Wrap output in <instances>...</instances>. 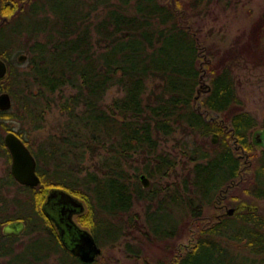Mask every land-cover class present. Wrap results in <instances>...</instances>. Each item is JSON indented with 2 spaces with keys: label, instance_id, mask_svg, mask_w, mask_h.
Wrapping results in <instances>:
<instances>
[{
  "label": "trees",
  "instance_id": "trees-1",
  "mask_svg": "<svg viewBox=\"0 0 264 264\" xmlns=\"http://www.w3.org/2000/svg\"><path fill=\"white\" fill-rule=\"evenodd\" d=\"M202 4L204 0L0 2V14L10 16L0 25V57L7 64L0 91L12 97L11 107L0 109V155L11 159L3 141L4 132L13 129L8 119L40 127L51 104L66 116L60 134L33 150L40 176L37 185L19 183L9 170L0 176V192L5 185L17 184L29 192L20 205L31 208L29 213L22 208L14 215L0 214V225L23 219L25 232H35L19 246L14 243L17 235L5 234L0 227V264H104L97 258L82 261L62 246L42 209L51 185L84 199L88 209L79 219L101 246L129 237L124 247L134 256L145 255L144 244L167 252L150 258L151 264H236L238 258L256 264L255 258L234 251L224 239H245L242 244L248 253L264 255L262 212L236 211L221 220L204 224L201 220L202 208L214 207L219 190L228 183L233 187L244 182L247 194L264 198V149L255 153L257 143L250 137L258 121L240 106L232 70L243 56L236 52L242 48L221 52L205 45L201 27L192 19L201 13ZM17 24H21L18 31ZM21 35L25 39L16 50L25 51L27 57L19 62L10 56L9 46ZM263 38L264 8L253 20L243 48L252 56L262 54ZM206 72L210 88L195 98ZM111 86L122 93L104 103ZM68 87L71 90L64 92ZM208 113H221L222 119L217 122L213 118L217 115L208 118ZM15 131L31 147L23 133ZM175 132L193 136L191 142L178 139L184 162L193 164L180 181L163 186L153 181L144 187L136 171L162 178L176 170L177 153L161 147V141ZM214 132L221 139L211 144L206 136ZM235 142L253 157L249 153L246 161L240 157ZM96 155L95 168L84 169L86 157ZM133 160L142 166L133 165ZM246 169L251 171L249 177H244ZM136 201L145 203L144 221L131 211ZM172 201H181L184 215L199 225L197 240L184 253H173L176 225L161 228L153 221ZM56 252L60 255L50 261ZM260 261L264 264V256Z\"/></svg>",
  "mask_w": 264,
  "mask_h": 264
},
{
  "label": "rangeland",
  "instance_id": "rangeland-1",
  "mask_svg": "<svg viewBox=\"0 0 264 264\" xmlns=\"http://www.w3.org/2000/svg\"><path fill=\"white\" fill-rule=\"evenodd\" d=\"M3 0H0L2 2ZM264 8V0H204V5L201 6V13L198 16H193L192 19H195L200 25V34L201 37L205 40V45L212 46L213 48H219L221 52H223L226 48L233 47L236 49H241L236 51L237 53H242L243 56L239 57L236 62L233 64L232 70L234 75V80L236 84V90L241 100L240 106L249 111L252 115L257 118V125L251 130V136L256 133V131L262 130L260 126L264 122V53H257V56H252L248 54V50L243 48L244 42L248 37V32L251 27V24L255 18L259 16L261 11ZM0 14V25L10 20V16L1 12ZM21 27V24H17L14 26L16 31H18ZM24 34V33H23ZM25 39V35L17 36L14 38V41L10 43L11 53L10 56L17 60V55L20 51L16 50V47ZM262 47L264 48V38L262 42ZM264 52V49H263ZM205 57H208L207 55ZM18 61V60H17ZM20 62V61H19ZM22 62V61H21ZM22 66V65H21ZM205 73L206 68H203ZM207 74V72H206ZM203 74V78L201 82L209 83V73ZM200 82V85H201ZM151 84V82H150ZM199 85V86H200ZM71 88H65L64 92H69ZM122 92L116 87L111 86L104 95V103H107L111 100L112 97L121 94ZM202 93H205L202 91ZM200 110H202L200 108ZM207 117L216 118V121L219 122L222 119L221 113L206 114ZM66 116L60 112V109L57 105L51 104V107L47 108L45 111V116L43 118V124L40 127H32V124L29 121H21L19 119H8L7 122L11 124L13 130H20L23 133V136L27 139L29 144V149L35 156L33 150H37L38 146L42 143H46L50 136H56L60 134L61 123L65 120ZM5 133V132H4ZM213 133H210L206 136L207 140L211 142V136ZM250 136V137H251ZM184 137V138H183ZM192 135H186L179 132H175L174 135H171L161 141V147L165 150H170L172 153H177V166L176 170L171 175L163 176L162 178L151 177L150 183L155 181L158 185H165L167 182L172 181H180L183 177V174L187 171V169L193 164L192 161L184 162L186 156L180 153V143L182 140L189 139L191 142ZM198 140L203 141L204 138L197 137ZM221 139V136H218V141ZM214 144V143H213ZM259 144V143H258ZM260 145V144H259ZM257 145L255 147V153H258L262 146ZM262 145V144H261ZM264 146V143H263ZM185 152V149H184ZM241 153L240 150L237 151ZM249 151V158L250 156ZM97 158V155L93 158L89 156L86 157L84 161V169H94V162ZM245 158H247L245 156ZM248 158V159H249ZM10 161H8L5 156L0 155V176L6 174V172L10 171ZM133 165L142 166L139 160H133ZM76 168V167H75ZM131 172L135 169L133 166L128 167ZM65 171V167L62 168ZM62 171V170H61ZM63 172V171H62ZM85 171H82L84 173ZM137 173L143 171H136ZM146 173V172H145ZM251 174L250 169H246L244 171V177H249ZM139 182L141 183L140 179ZM244 184V182H242ZM243 184H237L231 187L226 193L227 197L225 200L229 203V207H234L236 203H239L238 208H242L245 205L255 206L257 210L264 214V198H253L249 194H247L244 190ZM150 185V184H149ZM17 184H8L3 187L0 192V214L2 215H14L20 209L22 211L29 213L31 208L28 204L20 205V202L23 201L26 197L29 196L28 191L21 190ZM3 197V201L1 200ZM80 197V196H79ZM83 201L84 199L80 197ZM85 202V201H84ZM176 201H172L166 203L167 209L163 210V212L159 214H155L154 216V224L161 225V228L171 227V225H176V235L173 238L172 248L174 249V254L184 253L187 248H190L194 241L197 240L196 233L198 231V226H196L192 217L187 214L184 215V206L180 201V204L174 203ZM21 206V207H20ZM228 207V208H229ZM204 213L202 214L203 218L202 224L208 223V216H212L216 209L211 205L204 206ZM235 209V207H234ZM132 212L138 213V218L140 221H144L145 216V203L136 201L131 209ZM84 216V215H83ZM82 216V217H83ZM201 216V217H202ZM79 223L85 227H89L85 225L83 222L78 219ZM237 223H230L228 226V230L233 229L234 226H237ZM3 223L0 225L2 228ZM35 232H25V230L17 235V239H15V244L22 246L30 241ZM138 233V232H136ZM102 240V238L100 237ZM129 239V237H122L118 242L113 245L102 246V252L97 256V260L103 259L104 264H151L154 263L153 259L157 256H162V254H166L165 250L160 249L154 245L144 244L145 255L142 253L139 256H134L130 254V252H126L125 250V242ZM134 241H137V239ZM224 241H228V245L234 250L238 251L242 254H247L256 259V264H262L260 261L264 255H255L252 253H248V251L243 246V241L237 242L233 239H228ZM60 253H53L50 257V261H55ZM8 257V256H6ZM170 260L174 259V255L169 256ZM168 258V259H169ZM3 257H0L2 260ZM171 262V261H170ZM236 264H250L247 261H243L238 258Z\"/></svg>",
  "mask_w": 264,
  "mask_h": 264
},
{
  "label": "water",
  "instance_id": "water-1",
  "mask_svg": "<svg viewBox=\"0 0 264 264\" xmlns=\"http://www.w3.org/2000/svg\"><path fill=\"white\" fill-rule=\"evenodd\" d=\"M27 54L20 52L17 55L18 61H24ZM7 64L0 57V78L5 75ZM210 85L207 82H201L197 89V98L202 91L209 90ZM12 105V97L6 90L0 91V109H8ZM262 131H256L255 135L260 136ZM211 142L216 143L218 133L214 132L211 136ZM260 139L255 138V142ZM3 141L7 146L10 156V172L13 177L21 184L34 186L40 181V176L36 171L37 160L32 151L26 145L24 140L13 129L7 130L3 134ZM138 177L144 187L150 184V178L145 172H140ZM85 207L84 201L74 193L63 187L52 188L43 204L42 209L55 222L59 229V236L62 244L72 254L77 255L82 261L92 262L102 252V247L98 244L95 236L90 229L81 227L72 218V213L82 212ZM61 209L62 213H61ZM234 207H229L231 213ZM26 224L23 219L8 221L2 225V232L5 234L20 235L25 230Z\"/></svg>",
  "mask_w": 264,
  "mask_h": 264
},
{
  "label": "flooded vegetation",
  "instance_id": "flooded-vegetation-1",
  "mask_svg": "<svg viewBox=\"0 0 264 264\" xmlns=\"http://www.w3.org/2000/svg\"><path fill=\"white\" fill-rule=\"evenodd\" d=\"M262 134H260V136H258V135H255V134H253L252 136H251V133H250V136H251V139H253V140H255V138L256 139H260L259 141H257V142H255V143H257V145H259V146H262V148L261 149H264V146H263V143H264V127H262ZM218 136H220V135H218ZM218 141V140H217ZM259 143V144H258ZM235 144L237 145V146H235L236 148H238V150H240V152L241 153H239L238 155L240 156V157H247L248 156V153H249V151L245 148V147H240L239 146V144H237L236 142H235ZM262 144V145H261ZM27 145V144H26ZM28 146V145H27ZM244 160L246 161V158H244ZM244 167H246V164H244L242 167H241V169H240V171L242 170V169H244ZM231 185V183H228V184H226L224 187H222L220 190H219V194H218V198H217V200H216V202H215V204H214V208L216 209V211L214 212V214L212 215V216H208V217H205V218H207L206 220H207V222L208 221H211L212 219L213 220H221V218L222 217H224V216H226V215H231V214H234L236 211H245V210H253V209H255V210H257V207H253V206H250V205H245V206H243L242 208H238V206H239V203H236L235 205H234V207H235V209L231 212V213H229L228 212V205H229V203L225 200V198L227 197V191L232 187V186H230ZM54 187H63V186H59V185H51V186H49L48 187V189H47V191H46V194H45V198H46V196H47V194H48V192L52 189V188H54ZM63 188H65V187H63ZM65 189H67V188H65ZM68 190V189H67ZM71 192V191H70ZM73 193V192H72ZM45 200V199H44ZM204 208V207H203ZM202 208V209H203ZM87 206H85L84 207V209L82 210V212H79V213H77V212H74V213H72V218L74 219V221L75 222H77L78 223V225H80L81 227H83L78 221V219L80 218V216L82 217L86 212H87ZM62 210L63 209H61V213H62ZM204 210V209H203ZM258 211V210H257ZM43 213L45 214V216L46 217H48L50 220H51V222L53 223V225H54V227H55V230H56V233H57V235H58V239H59V241H62L61 239H60V236H59V229H58V227L56 226V224H55V222L48 216V214L43 210ZM202 218H203V216H202ZM25 222V221H24ZM26 224V223H25ZM94 235V234H93ZM96 239V238H95ZM97 241V240H96ZM173 241V240H172ZM61 244H62V242H61ZM99 244V243H98ZM100 245V244H99ZM62 246L65 248V246L62 244ZM101 246V245H100ZM102 247V246H101ZM77 256V255H76Z\"/></svg>",
  "mask_w": 264,
  "mask_h": 264
}]
</instances>
